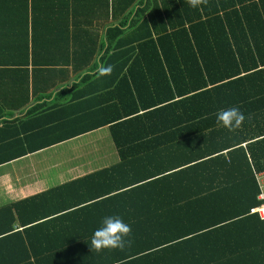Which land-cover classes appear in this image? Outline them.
<instances>
[{"label": "trees", "instance_id": "1", "mask_svg": "<svg viewBox=\"0 0 264 264\" xmlns=\"http://www.w3.org/2000/svg\"><path fill=\"white\" fill-rule=\"evenodd\" d=\"M0 25V164L105 125L121 168L168 152V170L106 196L131 247L78 242L80 263L264 264V220L249 213L264 203V0H0ZM230 107L251 117L234 131L216 121Z\"/></svg>", "mask_w": 264, "mask_h": 264}, {"label": "crops", "instance_id": "2", "mask_svg": "<svg viewBox=\"0 0 264 264\" xmlns=\"http://www.w3.org/2000/svg\"><path fill=\"white\" fill-rule=\"evenodd\" d=\"M12 17L13 24L23 26L24 12ZM6 29L0 25L1 31ZM42 102L32 100L29 107ZM26 110L14 112L12 118ZM132 143L158 142L140 138ZM167 156L163 147H145L144 153L132 156L129 168H121L122 154L105 125L0 164V233L16 231L0 236V264H82L84 254L73 248L92 239L91 231L106 216L103 211L119 206L107 194L168 170ZM260 178L264 191V173ZM10 236L13 240L7 239Z\"/></svg>", "mask_w": 264, "mask_h": 264}, {"label": "clouds", "instance_id": "3", "mask_svg": "<svg viewBox=\"0 0 264 264\" xmlns=\"http://www.w3.org/2000/svg\"><path fill=\"white\" fill-rule=\"evenodd\" d=\"M191 7L196 8L201 4L207 5L208 0H188ZM114 69L113 65H99L97 68L98 76L111 75ZM246 119L250 116L240 110L239 107H230L221 109L216 113V121L218 125H222L230 131L239 129ZM131 225L125 223L119 216H106L102 219L101 226L94 231L91 239V248L100 252L104 249H120L130 248L133 241L131 239ZM118 264H124L123 261Z\"/></svg>", "mask_w": 264, "mask_h": 264}, {"label": "built area", "instance_id": "4", "mask_svg": "<svg viewBox=\"0 0 264 264\" xmlns=\"http://www.w3.org/2000/svg\"><path fill=\"white\" fill-rule=\"evenodd\" d=\"M258 199L264 201V191H261V193L258 195ZM249 213L258 214L261 220H264V203L250 208Z\"/></svg>", "mask_w": 264, "mask_h": 264}]
</instances>
